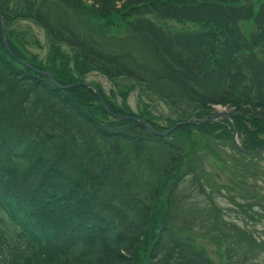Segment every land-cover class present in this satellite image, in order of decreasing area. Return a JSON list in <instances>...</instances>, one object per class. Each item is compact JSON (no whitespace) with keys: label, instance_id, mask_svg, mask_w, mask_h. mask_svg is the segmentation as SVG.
I'll return each instance as SVG.
<instances>
[{"label":"trees","instance_id":"trees-1","mask_svg":"<svg viewBox=\"0 0 264 264\" xmlns=\"http://www.w3.org/2000/svg\"><path fill=\"white\" fill-rule=\"evenodd\" d=\"M54 6L61 10L55 17ZM85 10L102 36L124 22L156 64L116 50L91 29L82 35L74 23L82 27ZM0 15L16 56L4 46L0 19V264H215L179 234L173 208L181 181L197 176L190 163L195 152L182 140L194 131L231 137V122L185 125L162 137L108 114L90 88L61 87L97 72L152 88L176 110L168 126L132 112L94 83L112 112L139 116L162 132L223 106L243 147L261 149L264 2L255 8L249 0H0ZM154 18L199 27L172 31ZM23 21L46 32L45 58L30 49L41 46L20 29ZM246 22L255 26L251 34ZM150 145L165 149L166 164L142 196L128 170L130 159L143 156L156 169Z\"/></svg>","mask_w":264,"mask_h":264},{"label":"rangeland","instance_id":"rangeland-1","mask_svg":"<svg viewBox=\"0 0 264 264\" xmlns=\"http://www.w3.org/2000/svg\"><path fill=\"white\" fill-rule=\"evenodd\" d=\"M249 1L255 4V8L264 2ZM86 3L91 5L92 0H86ZM60 11L52 7L53 17ZM89 15L88 10L82 11V27L74 23L82 35H89L88 30L91 29V35L103 37L106 44L110 41L116 50L131 51L139 61L156 64L151 49L132 34L124 22H117L118 27L102 36L97 31V24L94 27L86 22ZM154 20L172 31L196 30L199 27L193 24L183 26L157 18ZM242 27L247 34L255 31L252 22L242 23ZM20 29L28 32L27 38L29 33L37 37L41 47L30 44V49L39 54L40 58H45L49 51L46 32L30 21L20 22ZM10 54L16 58L12 51ZM86 82L99 83L116 102L125 103L132 112L146 113L147 117L163 126H168L176 117V110L152 88H145V85L136 84L133 80H111L93 72L86 78ZM216 110L231 111L221 106H216ZM175 140L168 139L169 142ZM182 143L195 152L190 163L197 168V176L187 175L176 193L173 224L179 234L203 250L215 264H264V153L244 155L235 148L232 136L219 138L198 131H194ZM150 148L147 156L156 161V169L150 170L143 156L140 159L131 157L128 170L129 176L138 181L137 188L142 196L149 194L156 186L161 172L158 169L166 164L165 149L160 145H150Z\"/></svg>","mask_w":264,"mask_h":264},{"label":"water","instance_id":"water-1","mask_svg":"<svg viewBox=\"0 0 264 264\" xmlns=\"http://www.w3.org/2000/svg\"><path fill=\"white\" fill-rule=\"evenodd\" d=\"M0 19L2 20L3 22V39H4V45L6 47V49L11 53L10 51V48L8 47L7 45V42H6V21L4 20V18L0 15ZM46 76L50 77L53 81L54 78L53 76L50 74V73H44ZM76 86H83V87H88V88H92L95 90V92L97 93L99 99H100V102L103 106V108L108 112V113H111L112 112L107 108V106L105 105L104 103V100L102 98V96L100 95L99 91L96 89V87L91 84V83H86V82H83V83H76L74 85H70V86H67V87H64V88H71V87H76ZM114 115V114H113ZM118 119H122V120H127V119H132L134 117H127V116H118V115H115ZM223 116H228L232 119L233 121V124H234V134H233V139H234V143L236 145V147L243 153V154H247V155H258V154H261L264 152V148L263 149H260V150H257V151H249V150H246L244 149L241 144L239 143L238 141V138H237V128H236V124H235V121H234V118L231 114L229 113H226V112H223V111H219L218 113H216L215 115L213 116H210L208 117L207 119L203 120V121H200V122H196L195 119L193 120H189V121H184V122H180V123H177L176 125H174L168 132L166 133H160V132H157L155 130H153L149 125L148 123H146L144 120L142 119H139L140 122L142 124L145 125V127L148 129L149 132L153 133V134H159V135H163V136H166V135H169L171 134L174 130H176L178 127L182 126V125H186V124H204L206 122H210V121H215L217 119H219L220 117H223Z\"/></svg>","mask_w":264,"mask_h":264}]
</instances>
